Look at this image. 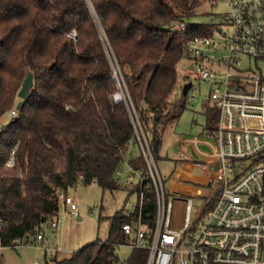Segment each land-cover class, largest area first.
I'll return each instance as SVG.
<instances>
[{"label":"trees","instance_id":"1","mask_svg":"<svg viewBox=\"0 0 264 264\" xmlns=\"http://www.w3.org/2000/svg\"><path fill=\"white\" fill-rule=\"evenodd\" d=\"M205 1L0 0V117L17 107L18 91L33 74L16 118L0 128L2 246L42 232L57 216L58 190L68 192L78 182L115 190L125 157L146 172L141 146L154 160L161 155L163 133L185 108L182 93L171 99L178 63L189 60L195 34L210 35L217 27L193 19ZM181 21L188 23L184 30L170 28ZM118 86L125 100H114ZM204 107L205 125L213 129L217 111ZM255 162L264 164V152ZM153 215V202L147 203L149 224ZM129 220L117 211L103 242L53 256L52 264H145L140 248L124 261L116 256V247L130 244L122 229Z\"/></svg>","mask_w":264,"mask_h":264},{"label":"built area","instance_id":"2","mask_svg":"<svg viewBox=\"0 0 264 264\" xmlns=\"http://www.w3.org/2000/svg\"><path fill=\"white\" fill-rule=\"evenodd\" d=\"M226 2L220 22L214 18L209 23L219 28L224 39L216 41L213 33L195 34L188 44L191 70L210 81V106L217 118L213 129L205 125L201 135L186 141L200 157L196 165L210 176L208 185L214 178L221 184L213 203L209 206L211 198L206 197L208 202L192 217L193 198L165 187L150 149L141 146L146 172L129 164L124 187L136 194L137 201L122 229L132 247L146 251L145 264H264V164L255 162L264 152V74L258 66V61H264V0ZM187 24L176 22L170 28L182 31ZM122 99L114 95L115 101ZM17 111L14 107L6 122L14 120ZM204 144L209 150L203 149ZM13 154L12 150L8 165L14 163ZM56 197L69 214L76 213L68 192L58 190ZM175 201L184 207L179 220L174 215ZM150 202L154 205L151 224L143 217ZM47 225L55 228L57 223L52 220ZM43 238L37 230L36 247L42 246ZM3 247L0 244V253Z\"/></svg>","mask_w":264,"mask_h":264},{"label":"rangeland","instance_id":"3","mask_svg":"<svg viewBox=\"0 0 264 264\" xmlns=\"http://www.w3.org/2000/svg\"><path fill=\"white\" fill-rule=\"evenodd\" d=\"M215 1L217 3L206 0L200 8L201 13L194 16V21L210 23L215 18L217 23L220 22L221 15L227 11L228 5L226 0ZM220 28L226 30L224 25H221ZM218 29L212 31L213 38L216 41H221L224 38L218 33ZM258 66L264 74V61H258ZM114 75L116 77V74ZM178 76L179 82L172 94V100L180 97L183 83L189 80L192 85L185 95V108L182 109L180 117L172 123L173 127L169 126L163 133L161 155L157 156L155 160L165 182V187H167V182L172 174L175 160L178 159L179 155H185V152L180 150L182 144L180 142L173 143V139H176L174 132L186 138L200 135L206 123L204 105L207 103L211 105L209 98L210 81L196 76L189 68L187 59H182L178 63ZM117 93H122V100H125L121 86H118V91L115 94ZM7 117L8 114L0 117L2 126L9 122H6ZM136 131L140 136L143 135L140 128ZM137 139L139 140L138 137ZM131 149L133 150L134 146H131ZM195 156L191 152V158ZM195 159L198 160L197 157ZM128 168V158L125 157L119 164L120 174L116 175L119 187L115 190H104L94 182L89 185L78 182L69 187L68 194L77 205L76 213L69 214L65 206L60 203L57 216L54 218L57 226L55 228L46 224L43 226L42 246H35L34 237H31L28 243L22 242L16 246H4L0 253V264H35V261H40L42 264H52L53 256L68 257L88 244L96 241L103 242L107 237L114 214L119 210H122L124 214L131 212L137 201L136 194L129 193L124 187ZM220 184L221 181L214 178L211 184L199 186L201 191L193 197L192 217H195L198 210L204 207L210 198L214 197ZM183 208L182 202L175 201L174 215L177 220L181 218ZM132 248L130 244L119 245L116 247L117 258L120 261L126 260L131 254Z\"/></svg>","mask_w":264,"mask_h":264},{"label":"crops","instance_id":"4","mask_svg":"<svg viewBox=\"0 0 264 264\" xmlns=\"http://www.w3.org/2000/svg\"><path fill=\"white\" fill-rule=\"evenodd\" d=\"M174 136L176 139H173V143L180 142L182 144L180 150L185 152V155H179L178 159L175 160L172 174L167 182V188L171 192L185 194L193 198L199 190L201 191L199 186L208 185L210 176H208L207 173H204L201 168L196 165L195 158L200 157L196 155L192 149L191 143L186 141L187 138L179 136L175 132ZM203 149L209 150L208 145L204 144ZM191 152L196 156L191 158Z\"/></svg>","mask_w":264,"mask_h":264},{"label":"water","instance_id":"5","mask_svg":"<svg viewBox=\"0 0 264 264\" xmlns=\"http://www.w3.org/2000/svg\"><path fill=\"white\" fill-rule=\"evenodd\" d=\"M189 68L190 69L192 68L191 64L189 65ZM32 85H33V74H32V72H29L26 75V77L24 79V82H23L21 88L18 91V97L21 100L17 103V107H19L21 105L22 100L27 98L29 90L31 89ZM191 85H192V83L189 80L186 81L185 83H183L182 89H181L182 95L185 96L188 93V90L190 89Z\"/></svg>","mask_w":264,"mask_h":264}]
</instances>
